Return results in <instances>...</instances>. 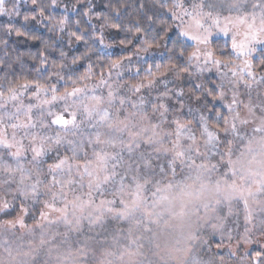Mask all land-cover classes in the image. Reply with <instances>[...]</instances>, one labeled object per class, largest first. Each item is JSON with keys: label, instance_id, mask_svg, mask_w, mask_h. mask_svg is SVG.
Segmentation results:
<instances>
[{"label": "snow or ice", "instance_id": "6c2138e0", "mask_svg": "<svg viewBox=\"0 0 264 264\" xmlns=\"http://www.w3.org/2000/svg\"><path fill=\"white\" fill-rule=\"evenodd\" d=\"M136 5L0 0V264H264V0Z\"/></svg>", "mask_w": 264, "mask_h": 264}, {"label": "trees", "instance_id": "16d2710c", "mask_svg": "<svg viewBox=\"0 0 264 264\" xmlns=\"http://www.w3.org/2000/svg\"><path fill=\"white\" fill-rule=\"evenodd\" d=\"M70 2H75V0H70ZM128 2L132 5V7L128 9L129 15L123 17V19H124L125 22H127V20L130 18V16L132 14H135L136 13V10H137L136 0H128ZM141 2L146 3L147 7H146V9L144 11H147L148 12V15H151V12L148 11V9H151L152 8V5L154 3V0H141ZM77 18L78 17H76L74 15L72 16V19L73 20H75ZM30 27L33 28V31H34V34L35 35H41L44 38H47L48 37L47 30L44 29L42 26L30 25ZM11 39L12 40H15L16 38L15 37H12ZM169 46H171V45H169ZM39 47H40L39 42L29 41V42H27V43L24 44V46H23V48L21 50H28L30 48L31 51L35 52ZM83 50H84L83 49V45L78 46V51H83ZM93 59H96V57H93ZM156 59L157 60H160L161 57L157 54L156 55Z\"/></svg>", "mask_w": 264, "mask_h": 264}, {"label": "rangeland", "instance_id": "374dc122", "mask_svg": "<svg viewBox=\"0 0 264 264\" xmlns=\"http://www.w3.org/2000/svg\"><path fill=\"white\" fill-rule=\"evenodd\" d=\"M261 243H264V240H261ZM248 247H250L251 250H252L253 252H255L256 250H258L259 245H258V244H252V245H250V246H248ZM242 250H243V249H242Z\"/></svg>", "mask_w": 264, "mask_h": 264}]
</instances>
